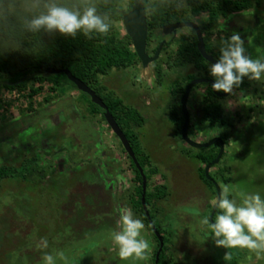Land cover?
Returning a JSON list of instances; mask_svg holds the SVG:
<instances>
[{"label": "rangeland", "instance_id": "1", "mask_svg": "<svg viewBox=\"0 0 264 264\" xmlns=\"http://www.w3.org/2000/svg\"><path fill=\"white\" fill-rule=\"evenodd\" d=\"M181 1L185 5L190 0ZM127 4L128 0H124L122 8ZM36 6V0H0V13L33 10ZM207 18L204 12L192 17V21L204 26ZM115 26L121 35L126 33L122 20L116 21ZM202 34L217 53L227 47L233 34H239L244 41V54L264 62V0L249 9L220 15L216 24L204 27ZM188 36L186 28L178 29L174 37L164 38L170 43L155 61L145 67L139 61L127 68H113L98 79L104 87L102 93L111 92L125 104L139 108L147 118L136 132L151 166L157 169L148 181V188H166L168 192L159 203L158 218L162 220L165 215L173 230L169 244L172 264H231L225 247L216 243L210 226L204 223L203 215L216 202L212 189L199 176V169L205 165L197 158L198 149L178 135L170 114L180 99L172 93L173 80L187 73L204 74L194 65V57L187 54L180 57L176 67H168ZM154 46L152 43L148 50ZM17 47L18 42L0 36V52ZM206 68L211 75V65ZM243 80L244 87H234L228 96L216 99L222 106L223 123L212 125L202 119L206 85H195L187 100L188 136L192 140L206 142L221 135L227 137L222 156L210 167L209 174L217 177L221 196L224 186L228 187L227 198L237 207H243L244 200L253 194H259L264 201V73L260 80L248 77ZM27 157H35L46 166V173L31 183H3L0 205H10L19 218L26 213L30 222L35 220L32 239L46 255L31 263L22 260L17 248L12 252L11 262L48 264L50 256L51 264H151L156 242L145 225L137 237L148 242L144 258L119 257L113 236L122 231L121 215L127 211L133 219L141 220L130 199L134 173L118 137L100 114L90 112L77 88L64 83L56 86L49 79L38 81L29 75L20 87L0 89V163L17 165ZM92 165L97 169L100 185L113 192L114 208L108 211L110 219L106 221L110 226L78 239L71 229L62 227L68 213L66 194L73 183L87 178L86 171L81 170L93 171ZM222 177L227 181L221 180ZM221 214L222 209L218 215ZM1 231L2 236H11L4 235L0 223ZM11 239L0 242V254L8 251L4 244ZM14 242L18 243V238ZM236 248L244 252L238 264H264V252Z\"/></svg>", "mask_w": 264, "mask_h": 264}, {"label": "trees", "instance_id": "2", "mask_svg": "<svg viewBox=\"0 0 264 264\" xmlns=\"http://www.w3.org/2000/svg\"><path fill=\"white\" fill-rule=\"evenodd\" d=\"M37 6L33 10L24 11H10L4 10L0 13V36L6 39L18 42V47L11 51L0 52V80L17 82L15 84H0V89H13L24 84L27 76L32 75L35 80L42 81L44 79L51 80L56 86L68 84L73 88L75 85L68 80L64 73H49L47 68L63 69L68 68L71 73L84 81L90 88H92L102 101L107 106L108 110L113 115L119 127L126 135L135 156L143 168L147 178V189L145 193V204L149 212L150 218L156 229L162 236L163 247L160 251L158 261L155 262V254L159 246V242L155 237L151 226L148 224L147 217L144 213L141 204V181L142 178L139 171L135 167L131 158L125 152L131 169L134 173V188L130 196L133 209L138 213L140 219L143 221L145 227L151 232L155 238V248L152 252L151 264H172L169 256V244L173 236V230L169 227V222L166 221V216L162 215V220L158 218L159 203L163 200L168 192L166 188H155L153 190L148 188V181L150 177L157 171L155 167L151 166L149 156L141 147L138 133L136 129L142 126L147 118L142 114L139 108L125 104L124 101L114 96L111 92L102 93L104 87L101 85L98 76L108 73L113 68H127L140 60L134 51L130 37L125 33L121 35L116 29L115 22L122 20L121 10H129L132 1L128 0L126 8H122L124 0H36ZM146 11L147 23V40L146 50L153 54L159 42L164 38L162 33V25L176 21H192V17L201 13H207L208 18L204 26H199L203 33L204 27H211L216 24L220 15L226 16L230 12H240L257 6L260 0H190L187 4H183L181 0H143ZM56 5L67 7L71 11H78L81 15L88 7H94L96 14L104 19L105 23L109 24V31L106 34L93 31L89 36H85L82 31H78L76 35L67 36L62 35L58 31H48L45 28L32 31L28 28L27 22L36 16L46 14L48 6ZM179 18V16H181ZM193 22V21H192ZM189 31V36L186 44H183L176 50V57L172 58V62L168 64L169 68L176 67L182 55H189L194 57V65L199 71L204 72L203 76H197L187 73L183 76L176 77L172 84V93L179 95L183 93L187 83L199 77L213 78L207 71L206 65L209 64L197 50V38L194 30L186 28ZM178 30V29H177ZM155 43V46L148 50L149 46ZM170 42L163 45L162 49L166 48ZM207 52L219 59L221 53L213 52L211 47L204 41ZM206 85L205 104L202 108V119L209 121L212 125L215 123H223V110L221 104L212 90L210 84L200 83ZM198 85V84H197ZM246 83L243 82L235 88L244 87ZM35 92V90H32ZM87 103L92 114L98 113L102 116L103 109L93 103L90 97L83 92H80ZM175 129L180 135V128L183 123V115L180 108V101L178 106L172 107L171 112ZM224 142L227 137L220 136ZM217 145H211L207 148L198 149L197 158L204 165L210 163L217 155ZM93 171L84 168L81 172L86 171L85 179L81 178L80 182L73 183L66 194L65 207L68 213L63 219L62 227L71 229L73 236L78 239L85 238L99 229H104L110 223L108 211L114 208L113 192L107 189L104 185H100L97 169L92 165ZM47 167L39 164L35 157H27L20 162V164L0 163V186L5 182H19L31 183L42 178L46 173ZM81 173V174H82ZM210 177L218 183L217 177L209 174ZM83 176V175H82ZM200 178L212 189L216 196L214 184L205 177L204 167L199 169ZM64 181V179H61ZM221 180L227 181L222 177ZM102 182V181H101ZM24 193V191H22ZM18 195V194H17ZM16 196V195H13ZM109 206V207H108ZM26 207V206H25ZM102 207V208H101ZM217 207L213 216V221L220 212ZM11 212V215H9ZM24 212V211H23ZM7 214V215H6ZM210 210L204 216L207 219L208 225L211 229V235H214L209 221ZM8 215L11 217H8ZM0 223L4 235L11 234L10 237L2 236L0 232V242H4L12 238L9 244H4L7 247V252L4 250L0 254V264H17L14 260L11 262L12 252L18 248V255H22V260H28L32 263L33 259L38 256L44 257V249L38 248L34 244L35 235H33L36 222H30V216L26 213L19 216L12 212L10 205H0ZM10 218V219H9ZM107 220V221H106ZM106 221V222H105ZM162 222H166L163 225ZM38 226V225H37ZM61 229V228H60ZM69 232V231H68ZM86 232V233H85ZM16 233V234H14ZM215 236V235H214ZM18 238V243L14 240ZM216 240L219 237H216ZM34 244V245H33ZM42 246V245H41ZM38 248V249H37ZM224 253L229 257L231 264H238V261L244 256V252L237 248L225 247ZM19 264V261H18Z\"/></svg>", "mask_w": 264, "mask_h": 264}, {"label": "clouds", "instance_id": "3", "mask_svg": "<svg viewBox=\"0 0 264 264\" xmlns=\"http://www.w3.org/2000/svg\"><path fill=\"white\" fill-rule=\"evenodd\" d=\"M27 26L32 31L43 27L48 31L55 30L62 35L73 37L78 31H82L85 36H89L93 31L102 34L109 31V24L96 14L94 7L86 8L81 15L78 11L54 4L48 6L46 14L28 21ZM244 52V41L239 34H233L227 47L221 49L218 61L211 65L210 72L215 77L212 89L230 94L234 87L243 82L244 77L261 79L264 62L249 58ZM228 191V187L224 186L222 196L216 202L223 210V214L216 216L215 222L211 224L214 235L222 237L217 239L216 243L227 248H247L258 254L264 252V201L259 194H253L244 200L243 207H237L227 198ZM120 220L122 231L113 236L115 244L118 245L119 257L124 260L132 256L143 259L149 247L146 240L137 239L140 230L144 228L143 222L133 219L131 212L127 211L121 215ZM204 223H208L207 219ZM47 260L48 264H51L50 256Z\"/></svg>", "mask_w": 264, "mask_h": 264}, {"label": "water", "instance_id": "4", "mask_svg": "<svg viewBox=\"0 0 264 264\" xmlns=\"http://www.w3.org/2000/svg\"><path fill=\"white\" fill-rule=\"evenodd\" d=\"M120 13L122 16V23H123V26L125 28V32L130 37V39L132 41V45H133L134 51L137 54L138 59L140 60L142 66L145 67L149 63L155 61L158 58V56L162 50L163 45L166 44L167 41L162 40L158 44L156 50L154 51V53L152 55H150L147 52V50H146L147 23H146V11H145V6H144L143 0H133L130 9L127 11L121 10ZM181 28H190V29L194 30V32L196 34V38H197V44H196L197 50L200 53V55L207 62L213 64V63L218 61L211 54H208L206 52L203 34H202L199 26L195 22H192V21H176V22L168 23L162 27V32L164 35H169V34L175 33V31L177 29H181ZM46 71L49 73H61V72L64 73L66 75V77L68 78V80H70L75 85L77 90H79L80 92L86 93L90 97V100L93 103H95L96 105H98L99 107H101L104 110L103 111V117L105 119V122L110 127V129L113 131V133L118 137V139H119L121 145L123 146L125 152L133 161L135 167L139 171V174L142 178V181H141V188H142L141 204H142V208L144 210V213L147 217L148 224L151 226L152 231H153L155 237L157 238V240L159 242V246H158V249H157L156 254H155V262H157L160 251L163 247V239H162V236L159 233V231L154 226L152 219L150 218L149 212L147 210L146 204H145L144 197H145V193H146V189H147L146 175L144 173L143 168L140 166L126 135L124 134L123 130L117 124L113 115L108 110L105 103L102 101L101 97L98 96L96 94V92L92 88H90L84 81H82L78 77L74 76L68 68H63V69L47 68ZM15 83H17V82H9V81L0 80V84H4V85L15 84ZM200 83H210L212 85V83H214V80L211 78H194L187 83V85H186V87H185V89H184V91L180 97V108H181V112L183 115V123H182L181 128H180V135H181V138L189 146H191L193 148H197V149L207 148V147L213 145L214 143L219 144V150L217 152L216 157L210 163L206 164L204 167L205 177L207 179H209L214 184V187L216 190V202H218L219 198H221L220 187L217 184V182H215L210 177L209 169L211 166L218 163L219 159L221 158L222 153L224 151V142L220 137H213L206 142H197V141L192 140L188 136L189 113L187 110V100H188V97H189V94L191 92L192 87L197 85V84H200ZM213 91L220 97H226L229 95V93H224V92L217 93V91H215L214 89H213ZM216 202L213 204L211 211H210V214H209V221L210 222H214L213 216H214L216 208L218 207Z\"/></svg>", "mask_w": 264, "mask_h": 264}, {"label": "flooded vegetation", "instance_id": "5", "mask_svg": "<svg viewBox=\"0 0 264 264\" xmlns=\"http://www.w3.org/2000/svg\"><path fill=\"white\" fill-rule=\"evenodd\" d=\"M168 24V23H167ZM165 25V24H164ZM164 25H162L161 27H163ZM177 31V30H176ZM176 31H175V33H173V34H169V35H164V38L165 37H170V38H172V37H174V35L176 34ZM163 33V32H162ZM162 39V40H166V39ZM204 39V38H203ZM161 40V41H162ZM160 41V42H161ZM167 42H168V40H166ZM159 42V43H160ZM166 42V43H167ZM212 50V49H211ZM213 51V50H212ZM206 52H207V50H206ZM214 52V51H213ZM208 54H211L216 60H218L213 54H212V52H207ZM215 53V52H214ZM150 55H152V54H150ZM209 63V62H208ZM210 65H212L211 63H209ZM199 78H205V77H199ZM211 79H213L214 81H215V78L213 77V78H211ZM206 84H210V83H206ZM211 85V84H210ZM194 87V86H193ZM192 87V88H193ZM192 90V89H191ZM213 90V89H212ZM213 93H214V95L217 97V98H224V97H220V96H218L214 91H213ZM217 93H220V92H217ZM181 97V96H180ZM179 101H180V99H179ZM223 140V139H222ZM223 142H224V140H223ZM214 145H217V147H218V150H219V144L218 143H214ZM224 145H225V142H224Z\"/></svg>", "mask_w": 264, "mask_h": 264}]
</instances>
